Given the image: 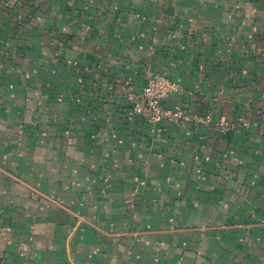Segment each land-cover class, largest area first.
Returning <instances> with one entry per match:
<instances>
[{"label": "crops", "instance_id": "obj_1", "mask_svg": "<svg viewBox=\"0 0 264 264\" xmlns=\"http://www.w3.org/2000/svg\"><path fill=\"white\" fill-rule=\"evenodd\" d=\"M263 103L264 0H0V264H264Z\"/></svg>", "mask_w": 264, "mask_h": 264}, {"label": "built area", "instance_id": "obj_2", "mask_svg": "<svg viewBox=\"0 0 264 264\" xmlns=\"http://www.w3.org/2000/svg\"><path fill=\"white\" fill-rule=\"evenodd\" d=\"M176 88L177 83L169 76L164 74L153 75L143 85L140 93L131 95V112L149 121L165 119L177 123H210V116L204 112L183 111L181 109L168 108L164 105L165 99ZM258 113L264 114V103ZM239 123L247 124V121L242 117L234 121L220 117L215 124L220 130L232 131Z\"/></svg>", "mask_w": 264, "mask_h": 264}]
</instances>
